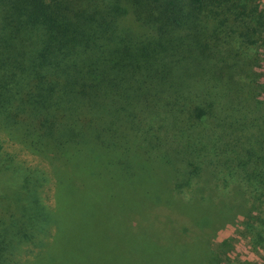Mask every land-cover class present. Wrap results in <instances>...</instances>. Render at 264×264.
<instances>
[{
  "label": "trees",
  "instance_id": "16d2710c",
  "mask_svg": "<svg viewBox=\"0 0 264 264\" xmlns=\"http://www.w3.org/2000/svg\"><path fill=\"white\" fill-rule=\"evenodd\" d=\"M261 48L264 0H0V134L60 163L59 192L70 175L83 205L104 196L108 167L136 174L143 196L128 195L155 229L143 248L135 222L123 227L140 256L208 263L201 232L237 215L252 244L264 245V97L249 78ZM238 90L251 133L227 114L239 108L229 94ZM4 141L0 264H11L56 211L39 197L46 177ZM193 179L229 192L215 204L211 193L186 201L176 187Z\"/></svg>",
  "mask_w": 264,
  "mask_h": 264
},
{
  "label": "rangeland",
  "instance_id": "374dc122",
  "mask_svg": "<svg viewBox=\"0 0 264 264\" xmlns=\"http://www.w3.org/2000/svg\"><path fill=\"white\" fill-rule=\"evenodd\" d=\"M153 1L148 0L150 4H153ZM259 54L257 63H254V76L249 78L255 80L252 86L256 93H261L262 98L264 87L260 86L264 85V48L260 49ZM229 94L236 105L237 102L239 104L235 112L227 113L229 118L243 120V123L250 128L246 131L251 133L256 128L252 123L254 117L246 115L241 108L238 100L239 90L234 95ZM259 122L264 126V120L259 119ZM0 139L5 140L1 145L3 151L14 155L25 166L37 168L43 173L46 180L39 190V197L45 210L53 214L56 211L54 225L50 224L38 232L32 240L27 239L22 243L13 256L11 264H177L182 262L181 259L173 262L168 256H140V250L135 246V234L132 231V235L125 233L123 227L129 222H135L142 235L143 248L155 238V229L152 226L146 228L150 215L146 213L144 206L137 208L136 205V199L138 198L139 201L143 196L138 191L136 186L138 184L135 185L136 174L134 178L128 179L118 174L115 168L108 167L104 174L106 186L103 191L104 196H101L100 201L95 199L90 204L87 201L83 205V196L71 189L70 175L66 178L68 189L63 188L59 192L60 176L63 175L60 163L56 167L49 166L46 161L21 150L16 144L4 139L1 134ZM214 186L216 187L215 181ZM176 188L181 189L180 191L183 192L181 195L186 201L196 199L197 202L205 203L203 197L211 193L212 199L209 200V204H215L222 192H229V188L224 189L222 186L210 189L207 182L202 185L194 179L189 185L178 184ZM157 190V187L147 189V194L151 196ZM128 194L135 196V201ZM1 196L4 197V193L0 192V198ZM0 202L4 204L6 201L0 199ZM57 221L59 223L55 227ZM245 224V219L239 215L232 221L224 219L221 222L213 219V223H208L206 229L201 232L205 234V238L201 239V248L203 253L208 254L209 261L199 264H264V245L252 244L253 239L249 231H246ZM162 228L171 232V236L165 234L164 239L170 244L174 235L167 224ZM157 242L158 240L155 241L156 245Z\"/></svg>",
  "mask_w": 264,
  "mask_h": 264
}]
</instances>
